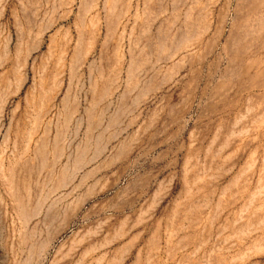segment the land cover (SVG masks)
<instances>
[{"label": "rangeland", "instance_id": "1", "mask_svg": "<svg viewBox=\"0 0 264 264\" xmlns=\"http://www.w3.org/2000/svg\"><path fill=\"white\" fill-rule=\"evenodd\" d=\"M0 264H264V0H0Z\"/></svg>", "mask_w": 264, "mask_h": 264}]
</instances>
